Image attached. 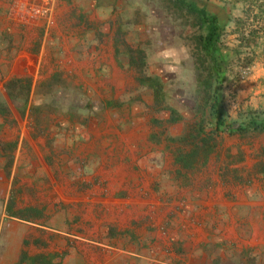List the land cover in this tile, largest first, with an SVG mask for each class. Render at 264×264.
Listing matches in <instances>:
<instances>
[{"label": "rangeland", "instance_id": "374dc122", "mask_svg": "<svg viewBox=\"0 0 264 264\" xmlns=\"http://www.w3.org/2000/svg\"><path fill=\"white\" fill-rule=\"evenodd\" d=\"M108 1L0 10V27L32 20L37 35L27 58L0 31V263L264 264V132L215 129L196 16ZM211 2L231 16L222 96L237 123L264 111L263 0Z\"/></svg>", "mask_w": 264, "mask_h": 264}, {"label": "trees", "instance_id": "16d2710c", "mask_svg": "<svg viewBox=\"0 0 264 264\" xmlns=\"http://www.w3.org/2000/svg\"><path fill=\"white\" fill-rule=\"evenodd\" d=\"M247 1L252 5L260 2V0ZM176 2L182 10L197 18V49L199 61L205 69L200 74V80L202 81L201 86L205 88L211 115L215 119V129L240 135H246L249 132H264V111H250L248 117L234 123L228 121L223 110L222 91L230 60V53L225 48L223 36L231 22V16L213 10L211 0H176ZM261 8L263 12L264 0ZM236 21L243 30L242 40L248 41L246 32L249 29H247L244 18L240 17ZM250 32L253 33V30L250 29ZM131 63L133 64V56H131ZM147 82L148 84L152 82L151 86L156 89V98L158 99L161 92V89L158 88L160 83L152 78H149Z\"/></svg>", "mask_w": 264, "mask_h": 264}, {"label": "crops", "instance_id": "0c3cea01", "mask_svg": "<svg viewBox=\"0 0 264 264\" xmlns=\"http://www.w3.org/2000/svg\"><path fill=\"white\" fill-rule=\"evenodd\" d=\"M30 0H0V10L6 15L7 18L10 17L11 11L12 10H20L22 11L25 15V10L28 9V6L30 5ZM105 3L111 4L112 2L108 0H55L53 5H52V10L57 11L61 10L62 8L65 10L68 9H78L82 13H84V10H90L94 7H103ZM10 13V14H9ZM22 16V13H21ZM27 21H32V20H27L26 22L23 21L22 23H6L4 27H0V31L5 33L6 35L9 36H14V41L18 42V48L20 49L17 50L21 51L18 55V57H33V54L31 53V46L33 43L37 41V35L35 33L34 29V22L30 23ZM45 39V38H44ZM22 43V44H19ZM21 45L22 48H21ZM81 49V48H80ZM31 54V55H30ZM41 51L38 52L37 56L41 57ZM82 55H84L82 53ZM67 183H65V187H67ZM62 216V215H60ZM73 255V254H72ZM77 259H75L76 261ZM73 260L71 257H67L66 261L64 264H72ZM78 261H76L75 264H77ZM0 264H14V261H9L8 263L2 262ZM74 264V263H73ZM78 264H83V263H78Z\"/></svg>", "mask_w": 264, "mask_h": 264}, {"label": "built area", "instance_id": "2783aa9c", "mask_svg": "<svg viewBox=\"0 0 264 264\" xmlns=\"http://www.w3.org/2000/svg\"><path fill=\"white\" fill-rule=\"evenodd\" d=\"M55 0H42V10L44 11V13H47L49 11L52 10V5L54 3Z\"/></svg>", "mask_w": 264, "mask_h": 264}]
</instances>
